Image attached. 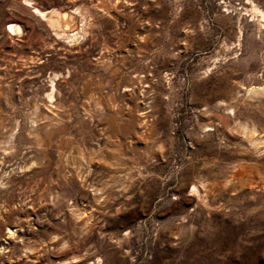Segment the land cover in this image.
<instances>
[{
	"label": "rangeland",
	"instance_id": "obj_1",
	"mask_svg": "<svg viewBox=\"0 0 264 264\" xmlns=\"http://www.w3.org/2000/svg\"><path fill=\"white\" fill-rule=\"evenodd\" d=\"M32 1L80 36L0 0V264H264V0Z\"/></svg>",
	"mask_w": 264,
	"mask_h": 264
},
{
	"label": "bare ground",
	"instance_id": "obj_2",
	"mask_svg": "<svg viewBox=\"0 0 264 264\" xmlns=\"http://www.w3.org/2000/svg\"><path fill=\"white\" fill-rule=\"evenodd\" d=\"M25 1L30 5V8L33 10V12L35 14H37L42 19L47 21V23L52 27V29H54L53 31H55V34L58 37H62V39L64 38L67 42H73L79 38L80 28H78V27L73 28L72 30H69V32H67L68 29L67 30L64 29V26L67 23L66 21H68V20H65V18L63 17V13L61 11H59V9L53 8V7L52 8H40V7L36 6L32 0H25ZM26 2H24V3L26 4ZM253 9H254V12L257 13V15L259 17H261L263 20L264 19V9L255 3H253ZM9 26L14 31L20 30L19 25L16 23H12ZM58 75H59V73L55 72L54 75L51 77L50 87L54 90L56 88V80L58 78L57 77ZM254 89H255L254 87L251 89L252 92L254 91ZM48 94L51 97L54 96L53 92L49 91ZM221 103L222 102H220L219 104H221ZM228 108H233V107H228ZM242 125L246 129L249 128L246 123L242 124ZM250 130L253 134L257 132V127H256L255 123H253ZM249 168H250V166H247L246 164L241 163L240 165H238L237 168L231 170L232 175L230 176L229 181L237 179L238 181H240V186H242V187L246 186L248 189V192L251 195H255V194H257L258 191L264 190V178L248 177L252 173L251 170L249 171ZM214 184L215 183L212 182L211 187H214ZM232 187H234V186H232ZM188 194L189 195H196V201L197 202H202V200H203V198L198 193V189H197L196 184H193V186L190 190V193H188Z\"/></svg>",
	"mask_w": 264,
	"mask_h": 264
},
{
	"label": "built area",
	"instance_id": "obj_3",
	"mask_svg": "<svg viewBox=\"0 0 264 264\" xmlns=\"http://www.w3.org/2000/svg\"><path fill=\"white\" fill-rule=\"evenodd\" d=\"M11 29V28H10ZM11 33H14V31L13 30H11Z\"/></svg>",
	"mask_w": 264,
	"mask_h": 264
}]
</instances>
